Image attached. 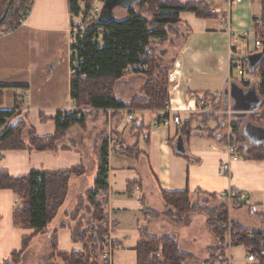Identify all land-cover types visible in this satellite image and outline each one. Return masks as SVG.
Returning <instances> with one entry per match:
<instances>
[{
  "label": "crops",
  "instance_id": "1",
  "mask_svg": "<svg viewBox=\"0 0 264 264\" xmlns=\"http://www.w3.org/2000/svg\"><path fill=\"white\" fill-rule=\"evenodd\" d=\"M75 1L82 8V0ZM210 9L219 16L218 19H199L192 13L179 15L177 38L172 36L169 42L175 50L173 55L165 57L166 47H156L158 52L165 53L163 61L170 69L169 74L174 76V80L169 81L168 74L167 112L143 110L133 114L135 122L128 126L125 123L127 111H106L95 120H87L85 131L77 127L70 129L59 147L64 150L0 151V171L12 178L27 176L31 172H62L81 166L86 169L83 177L70 181L68 198L72 199V205L67 210L65 206L61 209L45 235L36 236L27 225L14 223V211L20 207V201L11 190L0 189V264L12 253L21 251L26 237L31 238L26 252L35 247L51 252L52 238L55 239L58 253L83 251L84 244L74 240L72 232L77 228L81 230L85 220L82 216L79 221L71 222L68 214L76 198L83 196L93 186L98 143L103 134L109 140L108 192L104 210L112 227L108 238L117 246L112 264H137L135 249L140 239L139 229L143 226V211L164 210L161 191L188 192L190 204L207 201L212 207L220 203L218 197L222 193L231 190L243 192L248 196L249 204L230 206V222L248 231L264 233V160L244 158L246 150L258 147L264 149V124L255 125L248 120L250 114L260 109L262 100L258 96L256 84L251 81L253 77L248 74L250 67L242 64L255 53L254 20L262 19L264 22V7L262 0H241L235 5L228 0H211ZM223 17L227 18V22L222 21ZM73 26L82 27L81 15H71L69 0H32L26 22L0 38V111H13L17 96L23 103L28 123L40 138L54 135L55 126L51 119L57 112L75 110L70 98ZM240 83L247 85L240 86ZM142 84L143 79L140 77H126L117 84V99L128 102L139 94ZM232 91L238 92L244 100L240 107L233 103ZM216 98L218 111L196 113L198 99L209 103ZM113 113L116 114L112 117ZM213 113L222 114L223 121L216 132L220 137L182 138L184 154L178 153L176 145L181 126L192 115ZM40 115L45 121H41ZM173 116L180 118L181 126L170 123L168 127L152 128L155 120ZM230 118L241 122L236 132L239 137L236 160L231 159L228 151L230 131L226 132L229 130L226 127ZM213 122V119L208 121V127L212 130L216 128ZM248 129L255 134L256 130L260 133L256 134V138L248 139ZM114 134L121 137L124 147H137L139 158L116 153L110 141L116 138ZM226 135V141H222ZM227 162L230 165L229 174L219 176L220 166ZM135 187L139 190L134 191ZM196 216H202L205 225L206 218L203 215ZM194 222H200V219ZM165 224L169 226L164 220L151 222L150 234L160 236ZM207 234L211 237L208 229ZM208 238L193 240L197 253L200 248L207 250L215 246ZM231 248L225 254L227 264H231ZM186 252L198 257L189 249ZM248 254L250 252L246 250V257ZM246 257L244 264H249ZM254 264H261V259L257 257Z\"/></svg>",
  "mask_w": 264,
  "mask_h": 264
},
{
  "label": "trees",
  "instance_id": "2",
  "mask_svg": "<svg viewBox=\"0 0 264 264\" xmlns=\"http://www.w3.org/2000/svg\"><path fill=\"white\" fill-rule=\"evenodd\" d=\"M94 1L102 4L104 2V0H82L83 8H80L75 0H69L71 15L75 17L81 15L84 28L82 32L73 33L70 44V98L75 110L57 112L51 119L55 126L54 135L40 138L28 123L27 114L23 111V103L16 96V106L13 111H0V151L58 152L64 149H59L57 143L72 127H84L89 118L100 117L103 112L140 110L143 106L148 111L165 110L169 102L170 69L156 47L170 42L172 36L177 38L181 13H192L199 19L219 17L210 9L211 0L199 2L130 0V5L126 9H120L124 12L122 19L102 21L97 15L90 22H85ZM7 2L8 0H0V17ZM262 4L264 7V0ZM27 5L28 0H14L0 29L11 27L12 31L16 30L19 27L17 20ZM145 13L150 16L149 19L144 17ZM257 20H254L255 38L264 45V35L258 33ZM242 64L247 68L250 67L248 74L258 80L256 90L262 100L260 108H264V57L254 65H251L248 59ZM126 77H140L143 79V84L138 95L128 102H122L117 99L116 87ZM246 85L247 83H240V86ZM18 88L26 90L23 87ZM82 108H88L91 112L87 113ZM115 114L113 113V116ZM40 118L41 121H45L42 115ZM210 119H213L212 115H192L191 119L181 126L178 136L184 139L192 136L220 137L213 133L215 129L206 132L198 128H190L193 121L204 120V123H207ZM231 129L230 138L224 137L221 140L227 139L236 144L239 141L236 136L237 127L232 126ZM114 136L116 142L113 150L116 153L139 158L137 147H124L121 137L115 134ZM108 151L109 140L105 136L98 146V162L93 186L83 196L76 198L75 208L68 216L71 222L79 221L83 214L89 217L86 229L77 228L72 232V238L84 244L83 251L70 254L58 253L55 250V239L51 240V252L61 257L65 264H90L91 258L88 252L90 243L97 245V249L92 252L93 258L97 260L99 253L104 250V241L112 229L104 210L107 206L108 192ZM244 158L264 160V149L258 147L246 150ZM85 174L84 166L62 172H31L27 176L18 178H12L6 172L0 171V189L11 190L20 201V207L14 211V223L27 225L34 230L36 236H40L47 233L48 226L66 203L70 181ZM160 196L164 205L162 213L148 209L143 211V226L139 229L140 239L135 249L137 264H185L196 261L193 255L179 250L175 236L150 234L148 225L160 218L167 219L176 227H184L193 215H204L205 225L217 241L215 246L209 248V259L204 264H217V256L224 257L230 247L243 246L253 253L264 247V233L248 231L230 222L228 207L222 203L214 207L209 206L207 201L190 204L188 192L161 191ZM228 223L229 228L226 226ZM30 240V237L24 238L21 251L12 253L3 264H19L29 248ZM219 264L227 263L222 261Z\"/></svg>",
  "mask_w": 264,
  "mask_h": 264
},
{
  "label": "rangeland",
  "instance_id": "3",
  "mask_svg": "<svg viewBox=\"0 0 264 264\" xmlns=\"http://www.w3.org/2000/svg\"><path fill=\"white\" fill-rule=\"evenodd\" d=\"M93 6H94V8H98V10H99L98 19L102 20V21H109V20H113V19H116V18L117 19H122L123 16H124V12H122L119 8H115L113 10L114 12L109 14V15H104L102 13V10H101L102 9V3H96V1H94L92 3V7ZM82 8H83V6H82ZM94 17L95 16L90 14L89 17H86L85 22H90V20H92ZM144 17H146L148 19L150 18V16L147 13H145ZM81 22H82V16H81ZM73 27H75V26H73ZM162 47H163L162 49H164L166 47V50H167V53L165 54V57L173 55L175 53V50L170 47L169 42H167ZM157 51H159V49H157ZM164 63L166 64L165 61H164ZM251 81L254 84H257V82H258V80L255 79V78H253ZM82 109H84L87 113L91 112L88 108H82ZM143 110H146L145 106H143L140 110L127 111V114L130 113V112L132 114H137L138 112H142ZM216 110L217 109L215 108L213 112H216ZM212 116H213V121H214L213 123H214V125L216 127L215 131L213 132L215 134L217 132V130L219 129V124H220L221 121H223V118H222V114L221 113H218L217 115L213 113ZM112 117H113V115H112ZM97 118H95V119H97ZM89 119H92V117L89 118ZM95 119H92V120H95ZM248 120L253 122V124H255V125H263L264 124V108H260L255 113L250 114L248 116ZM229 121H230L229 123L226 122L228 124V127H226V128H229V130H226V132L230 131V133H231V130H232L231 127L232 126H236L238 131H239V127L240 126H238V125H240L241 122H238V121L234 120L233 118H230ZM195 123H197L199 125L196 126ZM74 127H77L81 131H85L86 125L84 127H79V126H74ZM74 127H72V128H74ZM190 128H192V129L198 128V129L206 131V132L212 130L211 128L208 127V121H207V123H204V120L193 121V123L191 124ZM68 132L65 134V137L61 141H63L66 138ZM214 134H212V135H214ZM102 136L105 137L104 134L101 135L100 138H99V143L98 144H100V140L103 138ZM106 137H108V136H106ZM224 137H227V135L223 136V139H224ZM237 137H238V135H237ZM262 138H264V135H263ZM113 140L116 142V138L115 139L111 138L110 141H113ZM61 141L57 143V147L58 148L60 147ZM237 143L239 144V142H237ZM237 143L235 144L236 147L238 146ZM112 149H113V147H112ZM71 205H72V199L68 198V201H66V203L64 204L65 209L67 210ZM63 207H62V209H63ZM227 207L230 208L229 206H227ZM74 208H75V203L73 205V208L70 210V213L74 210ZM162 212H159V213H162ZM199 215H202V214H199ZM82 216H83L85 222H84V225H81L82 227H80V228H81V230H84V229L87 228V222H88L89 217L87 215H85V214H83ZM193 216L194 217H192L191 222L189 221L187 223V225L185 226L186 228L185 227L184 228L176 227V226L172 225L171 223H169V221L167 219H165V218H160L158 220H153V221H159V220L166 221L169 224V226H167V224H165V226L162 229V231H160L161 235L165 234V232H169L170 231L169 233H166V234L173 235V236H175L177 238L178 247H179V250L181 252L187 253L186 250L189 249V250H191L192 252H194L198 256V257H195L196 261H194V262H186L185 264H204V262L207 259H209V248L210 247L207 250H205L203 248H200L199 252L197 253L198 249H196L197 248L196 247V243H194L193 240L196 241V239H199V237L200 238H206V237L208 238L209 235L207 234V227H205L204 222H203L204 218L202 216H196V215H193ZM195 219H200V222H194ZM149 226H150V224L148 225V230L150 232V227ZM209 238L212 241L211 242L212 244H214V245L217 244V241L214 240V238L212 236L209 237ZM209 238H208V241L210 242ZM190 239L192 240L193 243L190 241ZM91 244L92 243H90L88 245L89 246V248H88L89 251L88 252L90 253V258H91L90 264L95 263V262L98 263L93 258L92 252L94 250L91 249ZM49 254L52 255V259L49 258ZM229 255H231V264H244V259L246 257V250H245V248L243 246L232 247L230 249ZM205 257H208V258L206 260H204ZM222 259H225V256ZM219 263H221V262L218 261L217 264H219ZM19 264H65V262L63 261V259L61 257H57L56 254L54 255V253L50 252L48 249H45V250L41 249L40 250V247H35V248H32L31 250H29L28 252H26L23 255V257L19 261Z\"/></svg>",
  "mask_w": 264,
  "mask_h": 264
},
{
  "label": "built area",
  "instance_id": "4",
  "mask_svg": "<svg viewBox=\"0 0 264 264\" xmlns=\"http://www.w3.org/2000/svg\"><path fill=\"white\" fill-rule=\"evenodd\" d=\"M228 1L232 5L241 3V0H228ZM31 8H32V0H28L27 7L24 8L23 12L19 16V19L17 20V25L19 27L26 22V19L28 18L29 14H30ZM98 12H99L98 8H94V6L90 10V14L93 16H97ZM222 21L227 22V18L223 17ZM256 26L258 28V33H260L261 35H264V22L261 19H258L256 21ZM83 30H84L83 27H79L78 29L74 30V33L82 32ZM11 32H12L11 27L1 28L0 29V38H2L3 36H5ZM255 34L256 33L254 32V38H255ZM262 48H263L262 42L255 38V42H254L255 53L254 54L260 53ZM239 74L242 75L241 70H239ZM173 80H174L173 74H169V81H173ZM197 104L198 105H197L196 113H199V114L212 113L214 111V109L216 108V106L218 105V98L212 100L209 103H207L201 99V100L197 101ZM168 108H169V102L165 108L166 112L168 111ZM134 122H135L134 115L131 112L128 113L126 115V119H125L126 125L131 126V125H133ZM170 123L174 124L175 126H181L180 118L178 116H173L171 118L163 117L159 121L155 120V122L152 125V128L157 129L160 126L168 127L170 125ZM228 143H229L228 151L232 157L231 159L236 160V156L234 153V151L236 149V145L234 142H231V141H229ZM111 144H115V141H111ZM229 172H230V165H229V162H227V163L220 166L218 174H219V176H227L229 174ZM138 190H139L138 187L134 188V191H138ZM218 199H219L220 203H222L226 206H229V207L234 206V205L245 206V205L249 204L248 196L245 193L233 191V190L220 194ZM226 226H228V228H229V223ZM91 249L92 250L97 249L96 243L91 244ZM116 249H117V246L114 243H112L109 240V238H107L104 241V250L99 253L98 259L95 261H97L98 264H112V256H113V253L116 251ZM257 257H259L264 264V247L261 249H258L256 251V253L250 252V254H248L246 257V261L249 264H254L256 262ZM222 258L223 257H221V256H217V261H219V262L225 261Z\"/></svg>",
  "mask_w": 264,
  "mask_h": 264
},
{
  "label": "water",
  "instance_id": "5",
  "mask_svg": "<svg viewBox=\"0 0 264 264\" xmlns=\"http://www.w3.org/2000/svg\"><path fill=\"white\" fill-rule=\"evenodd\" d=\"M13 2H14V0H8L6 8H5L2 16L0 17V25L5 21ZM129 5H130V0H104L101 10H102V13L104 15H109V14L114 12L113 10L115 8L126 9ZM159 54L162 57H164L165 53L159 52ZM263 57H264V45H263V48H262L260 53L250 55L247 59L251 65H254V64H257L258 62H260V60ZM231 98L233 100V103L237 104V106H239V107H240V104H242V103L244 104V100L241 98V95L236 91H232ZM253 129H256V128H253ZM248 131H249V129H248ZM259 133H260V131L256 130V134L259 135ZM256 134L254 132L249 131L246 134V137L248 139H253V138H256ZM176 149H177L178 153L184 154L183 141H182L181 137H178Z\"/></svg>",
  "mask_w": 264,
  "mask_h": 264
}]
</instances>
